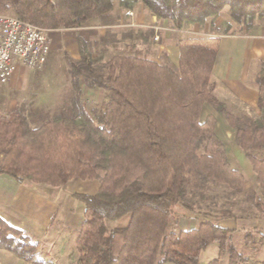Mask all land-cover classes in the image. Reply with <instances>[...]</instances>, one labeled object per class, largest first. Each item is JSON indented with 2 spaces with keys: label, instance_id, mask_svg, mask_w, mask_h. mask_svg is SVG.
I'll list each match as a JSON object with an SVG mask.
<instances>
[{
  "label": "trees",
  "instance_id": "trees-1",
  "mask_svg": "<svg viewBox=\"0 0 264 264\" xmlns=\"http://www.w3.org/2000/svg\"><path fill=\"white\" fill-rule=\"evenodd\" d=\"M5 3L21 19L48 30L77 29L96 18L109 25L94 44L77 36L80 57L68 61L73 94L67 113L39 120L19 109L0 113V173L52 187L73 178L100 182L95 193L74 195L85 203L76 239L79 264H200L211 243L220 255L228 252L229 264H256L262 247L252 231L220 221L264 218V62L255 79L258 111L236 105L231 110L216 94L213 71L221 35L251 31L264 18V0ZM141 7L179 31L202 32L210 23L213 32L180 37L177 65L154 60L153 31L117 34L110 27H117V9ZM225 7L228 19L213 26ZM130 38L144 48L127 43ZM83 85L103 90L105 102L87 109ZM221 116L251 165L249 189L216 131ZM177 207L194 213L172 223ZM0 224L1 248L33 264H57L37 257L19 230L1 219ZM220 259L207 264H221Z\"/></svg>",
  "mask_w": 264,
  "mask_h": 264
},
{
  "label": "crops",
  "instance_id": "crops-1",
  "mask_svg": "<svg viewBox=\"0 0 264 264\" xmlns=\"http://www.w3.org/2000/svg\"><path fill=\"white\" fill-rule=\"evenodd\" d=\"M141 8L132 10V15H128L127 12L122 10L118 11V9L114 11V14L116 13L119 16L117 27L127 28L126 30L141 29L143 27L150 29L155 34L153 35L155 50H153L151 58L158 61L168 59L177 65L179 61L178 39L182 34L179 32L183 31L170 26L165 20H158L147 9ZM97 20L99 19H93V21ZM222 21L223 19H220L218 22ZM218 22L216 23L218 24ZM209 28L206 25L201 34H211L213 31ZM108 29L107 22L101 21L77 29L50 30L49 34L55 35L50 37L51 51L48 58L54 50V43L63 44L66 33L79 30L82 32V36L94 44L105 38ZM193 31L200 33L198 27H195ZM73 34L72 36L75 37L77 44L75 46L73 42L75 51L72 58L78 59L80 57L79 46L77 37L75 33ZM156 35L159 36L158 40L155 39ZM138 44H141V41ZM48 58L44 65L48 62ZM263 62L264 18L259 20L251 31L244 28L240 32L222 34L213 71V77L217 84V96L221 100L239 107L251 106L258 109L259 90L255 79ZM23 68L26 67H19L11 80L0 86L11 85L16 88V80L22 75ZM98 93L101 94L104 91L100 89L86 90V96L91 98L88 97L86 101L92 100L93 96ZM216 131L224 142L227 141L228 145L231 147L236 145L235 132L228 120L219 118ZM2 160L3 154L0 153V163ZM77 180L72 179L69 181L65 190L57 187L52 189L47 185L19 182L7 174L0 173V219L28 237L35 247L37 257L43 260H52L57 264L77 261L78 257H76L74 249L72 252H70V249L76 246L78 233L85 220V203L71 195L70 186H77V192L86 194L96 192V190H87L92 184ZM56 222H58L59 227H55ZM223 225L228 228H238V226L235 227L236 224L233 222H226ZM0 264L33 263L0 247Z\"/></svg>",
  "mask_w": 264,
  "mask_h": 264
},
{
  "label": "rangeland",
  "instance_id": "rangeland-1",
  "mask_svg": "<svg viewBox=\"0 0 264 264\" xmlns=\"http://www.w3.org/2000/svg\"><path fill=\"white\" fill-rule=\"evenodd\" d=\"M227 11H228V7H225L221 11L218 18L215 19V23L213 24V26L214 25L217 26L220 23H222V22L220 23L218 22L220 21V19H223L224 21L225 19L228 18ZM0 13L16 15L10 8H8V6L5 3V0H0ZM95 22H101V21L100 20L88 21L82 27L89 26L90 23H95ZM216 22H218V24ZM207 25L208 27H210L209 29L212 28V24L208 23ZM110 27H112L111 29L117 34L121 32L122 30L127 29L123 27L118 28L115 26H110ZM141 29L145 31L147 30L150 31V29H147L146 27H143ZM73 33H75L76 37L78 35H82L81 31L74 30L72 32L66 33V38L63 40L62 45H60V43L58 42L54 43V48H53L54 50L50 54L48 58V62L46 63V65H44L42 69L23 68L22 75L19 77V79L16 80V83H15L16 88H14L11 85L0 86V113H4L10 109H19L23 111L27 116L31 114L33 115L34 118H36V120H39V119H47L57 112L67 113L69 111L70 98L73 94V86H72V77L69 72L68 61H69V57H73V53L75 51L73 47V42L75 46L77 44L75 37L72 36L74 35ZM179 33H182L181 37H183V36L201 34L202 32L200 31V33H195L193 30H190L187 32L183 31ZM49 35L51 37V36H54L55 34H52V35L49 34ZM118 37H121V34ZM127 41H128L127 43L129 44L136 43L137 45H139L138 44L139 41L137 40L130 38ZM141 47L144 48V46H141L140 44L139 46L136 47V49H139ZM116 50H119V49H116ZM153 50H155V46H153ZM109 51L113 52L114 48H110ZM82 89H83L82 95L84 99V104L87 109H90L93 105H101L105 102L106 100L105 93H101V94L98 93L93 96L92 100L87 102L86 100L89 96L88 97L86 96V90L88 89L84 85L82 86ZM89 99L91 98L89 97ZM228 105L231 110H234V109L236 110L233 104L228 103ZM36 110H40V111H36ZM249 110L258 111V109H254L251 106H249ZM222 118L223 117L221 116L220 119ZM225 142L227 144V141ZM227 148H228L229 157H232L233 166L240 169L245 175V178L247 180V184H246L247 189L253 187L254 186L253 171H252L251 165L247 157L245 156L244 152L239 148L237 143L234 147H231L230 145L227 144ZM73 179H78L77 181L79 182L87 181V183L92 184L90 185V187L87 188L88 191H91V190L97 191L98 188L100 187V182L95 179H81V178H73ZM68 183H66L64 186L57 187V188H62L65 190ZM41 185H44V184H41ZM211 186H214V184H212ZM49 187L52 189L54 188L52 186H49ZM77 189H78L77 186H74V187L70 186V190L72 191L71 195L74 196L75 194L83 193V192H77L76 191ZM241 205H244V201L242 202ZM251 206L254 207V203ZM262 208L264 210V203H263ZM253 211L254 209H252L251 207V209H249L247 212H253ZM188 213H194V212H187L185 210H180L177 207L175 210V214L171 219V222L173 223L174 221L182 220L183 216L181 215L182 214L186 215ZM234 213L239 214L240 212L238 210H235ZM258 216H260V214ZM194 221L195 220H192V224H195ZM226 222H233L236 224L235 227L238 226V228L240 229L244 228L247 231H250V230L252 231L253 235L259 241V244H261V247H262L261 253L258 255L254 263L264 264V218H261V217H253L251 219L241 218L239 221L234 220V219H223L220 221V224L222 226H225L223 225V223H226ZM55 227H59L58 222H56ZM179 228L180 226L178 227V229ZM261 234L263 235L261 236ZM73 249L75 251V254L77 255L76 257H78L76 259L77 261L74 260V263H61V264H79L78 263L79 253H78L77 247L73 246V248L70 249V252H72ZM218 256L221 258L220 259L221 264L222 263L229 264L228 252L225 251L222 255H220L217 244L211 243L202 252L199 263L207 264L210 260L217 258ZM249 264H253V263L250 262Z\"/></svg>",
  "mask_w": 264,
  "mask_h": 264
},
{
  "label": "built area",
  "instance_id": "built-area-1",
  "mask_svg": "<svg viewBox=\"0 0 264 264\" xmlns=\"http://www.w3.org/2000/svg\"><path fill=\"white\" fill-rule=\"evenodd\" d=\"M49 32L17 15L0 13V85L7 84L19 67H43L51 51Z\"/></svg>",
  "mask_w": 264,
  "mask_h": 264
}]
</instances>
